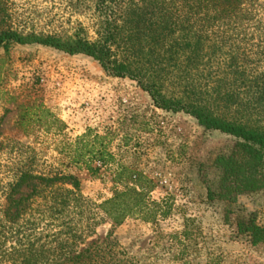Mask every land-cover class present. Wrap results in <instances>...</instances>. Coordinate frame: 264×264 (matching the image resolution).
Instances as JSON below:
<instances>
[{"label": "rangeland", "instance_id": "1", "mask_svg": "<svg viewBox=\"0 0 264 264\" xmlns=\"http://www.w3.org/2000/svg\"><path fill=\"white\" fill-rule=\"evenodd\" d=\"M1 1L9 15L0 12V28L49 32L80 21L95 38L91 18L72 12L68 0ZM21 103L48 108L66 130L51 132L42 120L25 133L16 124ZM251 117L264 126V109ZM88 129L107 135L114 155L96 175L73 163L70 150ZM236 142L188 114L156 108L136 81L109 75L87 55L36 44L0 49V205L18 173L73 175L87 203V220L78 226L93 231L79 249L108 242L111 264H264V234L254 243L247 229L264 230V188L236 194L222 183ZM140 174L155 185L150 198L167 200L171 213L154 222L131 217L113 227L100 205ZM40 201L32 202V219Z\"/></svg>", "mask_w": 264, "mask_h": 264}, {"label": "trees", "instance_id": "2", "mask_svg": "<svg viewBox=\"0 0 264 264\" xmlns=\"http://www.w3.org/2000/svg\"><path fill=\"white\" fill-rule=\"evenodd\" d=\"M68 7L91 18L95 38L80 21L49 32L8 26L0 28V49L36 44L92 57L109 75L136 81L156 108L188 114L205 130L236 138L223 168L226 191L264 188V126L251 117L264 109V0H68ZM0 12L9 15L1 0ZM18 109L16 124L25 133L42 120L57 134L67 128L42 105ZM109 144L107 135L88 129L70 145L73 163L98 174L114 161ZM134 182L100 205L113 227L171 213L167 200L150 198L151 179L140 174ZM79 187L73 175L28 171L8 182L0 205V264H111L108 242L79 249L93 232L78 226L87 220ZM35 199L41 201L32 219ZM247 229L254 243L262 239L260 227Z\"/></svg>", "mask_w": 264, "mask_h": 264}]
</instances>
